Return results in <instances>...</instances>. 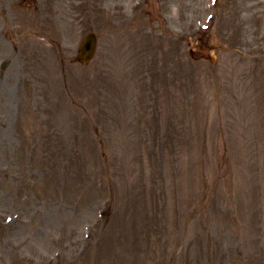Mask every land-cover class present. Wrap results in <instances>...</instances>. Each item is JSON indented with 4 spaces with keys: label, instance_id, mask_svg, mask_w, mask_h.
<instances>
[{
    "label": "rangeland",
    "instance_id": "obj_1",
    "mask_svg": "<svg viewBox=\"0 0 264 264\" xmlns=\"http://www.w3.org/2000/svg\"><path fill=\"white\" fill-rule=\"evenodd\" d=\"M29 1L0 264H264V0Z\"/></svg>",
    "mask_w": 264,
    "mask_h": 264
},
{
    "label": "flooded vegetation",
    "instance_id": "obj_2",
    "mask_svg": "<svg viewBox=\"0 0 264 264\" xmlns=\"http://www.w3.org/2000/svg\"><path fill=\"white\" fill-rule=\"evenodd\" d=\"M25 1L30 7L20 6V4H25ZM31 5L29 0H0V83L3 78L2 70L9 61L18 60L15 71L19 74L18 68L25 69L26 65L28 68L29 62L33 59V39L27 38L24 34L22 15L26 9L32 16L33 7ZM2 20L6 21L3 26H1ZM7 42H10L11 46ZM7 77L13 76L7 74Z\"/></svg>",
    "mask_w": 264,
    "mask_h": 264
},
{
    "label": "water",
    "instance_id": "obj_3",
    "mask_svg": "<svg viewBox=\"0 0 264 264\" xmlns=\"http://www.w3.org/2000/svg\"><path fill=\"white\" fill-rule=\"evenodd\" d=\"M96 46V38L92 33L84 36L80 45V60L86 63L92 57Z\"/></svg>",
    "mask_w": 264,
    "mask_h": 264
},
{
    "label": "bare ground",
    "instance_id": "obj_4",
    "mask_svg": "<svg viewBox=\"0 0 264 264\" xmlns=\"http://www.w3.org/2000/svg\"><path fill=\"white\" fill-rule=\"evenodd\" d=\"M29 10H24L22 15H23V24H24V27H23V31H24V34L27 35L26 37H30L34 40V25L32 26V23L33 22V18L31 19V15L29 14ZM37 27V26H36ZM37 40L40 41L39 39V36L42 35L44 36V33H42V28L40 27H37ZM52 33H54V31H52ZM31 36H34V37H31ZM43 38V37H42ZM41 42V41H40ZM19 71L21 70V68H18Z\"/></svg>",
    "mask_w": 264,
    "mask_h": 264
}]
</instances>
